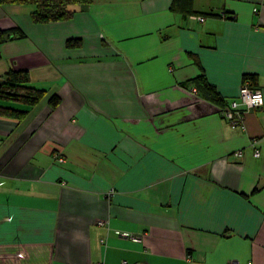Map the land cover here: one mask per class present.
Returning <instances> with one entry per match:
<instances>
[{
	"label": "crops",
	"instance_id": "1",
	"mask_svg": "<svg viewBox=\"0 0 264 264\" xmlns=\"http://www.w3.org/2000/svg\"><path fill=\"white\" fill-rule=\"evenodd\" d=\"M74 10L0 6L26 35L0 44V81L26 70L46 92L0 118V264H264V0ZM246 75L263 104L233 129L219 111Z\"/></svg>",
	"mask_w": 264,
	"mask_h": 264
},
{
	"label": "trees",
	"instance_id": "2",
	"mask_svg": "<svg viewBox=\"0 0 264 264\" xmlns=\"http://www.w3.org/2000/svg\"><path fill=\"white\" fill-rule=\"evenodd\" d=\"M94 0H0V6H26L32 9L30 20L34 24H48L51 22L68 21L75 15L76 7L89 6ZM25 33L14 27L10 30L0 31V44L6 39H23ZM70 45V44H69ZM243 80H249L250 86L255 87L254 76H243ZM199 84L200 94L214 103H219L216 91L203 76L195 80ZM46 96L44 90L30 86V76L26 70H9L4 79L0 81V118L22 121L28 114V109L35 107ZM57 96L49 99V105L54 108L59 103ZM9 103H19L26 110H18L10 107ZM222 108V105H220Z\"/></svg>",
	"mask_w": 264,
	"mask_h": 264
},
{
	"label": "built area",
	"instance_id": "3",
	"mask_svg": "<svg viewBox=\"0 0 264 264\" xmlns=\"http://www.w3.org/2000/svg\"><path fill=\"white\" fill-rule=\"evenodd\" d=\"M256 12V9H254ZM192 19L198 20L199 22H203L202 18L192 17ZM263 104V97L260 90L251 87L248 83H244L239 92L238 101H233L226 107L220 109L219 115L222 119L226 120L231 128H243V117L244 115L251 109H256L261 107ZM256 142L253 140L252 145L254 146ZM236 157H241V153H235ZM253 156L255 158L259 157V152L254 149ZM57 162L62 163L63 159L59 156H55ZM99 225H103L99 223ZM120 236H123L121 234ZM133 242H139L138 238H131ZM104 242V241H101ZM124 264V263H123ZM229 264H237V263H229Z\"/></svg>",
	"mask_w": 264,
	"mask_h": 264
},
{
	"label": "rangeland",
	"instance_id": "4",
	"mask_svg": "<svg viewBox=\"0 0 264 264\" xmlns=\"http://www.w3.org/2000/svg\"><path fill=\"white\" fill-rule=\"evenodd\" d=\"M16 109H23V107L17 106Z\"/></svg>",
	"mask_w": 264,
	"mask_h": 264
}]
</instances>
